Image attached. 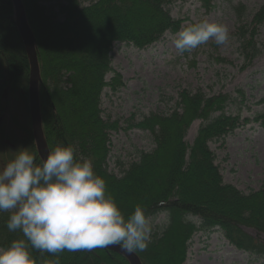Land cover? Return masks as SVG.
I'll use <instances>...</instances> for the list:
<instances>
[{
	"label": "trees",
	"instance_id": "trees-1",
	"mask_svg": "<svg viewBox=\"0 0 264 264\" xmlns=\"http://www.w3.org/2000/svg\"><path fill=\"white\" fill-rule=\"evenodd\" d=\"M178 1L97 0L82 6L80 0H21L35 39L44 139L49 153L56 146L72 145L77 158L91 159L96 174L106 181V194L115 199L125 216L138 205L150 218L166 215V226L151 235L147 249L134 252L141 264H184L193 235L213 229L220 230L238 251L264 259V240L245 231L264 235V185L245 195L224 184L209 148L210 142L220 141L248 123H242L239 115L224 113L233 102L231 96L181 91L178 108L170 115L154 114L132 126L152 135L153 151L140 154L139 161L120 178L106 169L110 132L118 127L101 118V95L105 88L115 92L122 87L118 74L106 81L112 72V46L124 43L142 50L167 32L176 34L183 22L171 18L166 8ZM197 1L206 14L214 8L215 0ZM232 12L234 37L245 69L262 53L259 29L264 25V5L251 16L243 4L233 6ZM29 75L13 2L0 0V167L6 152L11 151L4 123H17L9 101L26 114L27 130L20 131L29 137L26 143H31L29 151L35 154V162H42L31 132ZM259 105L264 107V97ZM196 120L205 124L188 144L185 137ZM8 218V212H0V248L23 238L20 230L7 229ZM189 219H196L199 226ZM32 256L35 264H50L56 259L59 264H129L122 255L101 247L65 250L57 255L32 250Z\"/></svg>",
	"mask_w": 264,
	"mask_h": 264
},
{
	"label": "rangeland",
	"instance_id": "rangeland-1",
	"mask_svg": "<svg viewBox=\"0 0 264 264\" xmlns=\"http://www.w3.org/2000/svg\"><path fill=\"white\" fill-rule=\"evenodd\" d=\"M96 1L80 0L82 6ZM238 4H243L251 16L264 5V0H215L214 8L207 14L197 0H181L166 8L171 18L183 22L182 28L204 19L227 25L230 40L223 46L209 40L180 56L174 47L175 34L169 32L142 50L124 43L113 44L110 54L112 72L107 74L106 81L118 74L122 87L115 92L105 88L100 103L101 118L116 123L118 127L109 136L108 173L122 177L131 164L139 161L140 154L150 153L155 148L152 135L133 125L154 114L170 115L178 108L181 91H201L206 96H231L233 102L224 113L239 115L242 123L248 120L231 135L209 143L223 183L245 195L258 191L264 185V117H259L264 115V107L259 105L264 97V25L259 29L262 53L243 69L234 37L236 22L232 12V7ZM8 103L13 107L11 114L17 123L9 120L4 123L11 151L2 157L4 162L1 165L13 159L17 150L31 149V143H26L28 135L22 132L28 127L26 114L14 101ZM204 124L201 120L192 123L185 137L188 144H192ZM166 219L162 214L151 218L152 234L166 226ZM189 220L199 226L196 219ZM245 231L258 240H264V235L252 229ZM184 264H264V259L238 251L225 240L220 230L213 229L193 235Z\"/></svg>",
	"mask_w": 264,
	"mask_h": 264
},
{
	"label": "clouds",
	"instance_id": "clouds-1",
	"mask_svg": "<svg viewBox=\"0 0 264 264\" xmlns=\"http://www.w3.org/2000/svg\"><path fill=\"white\" fill-rule=\"evenodd\" d=\"M209 40L226 45L227 25L207 19L189 24L175 34L174 47L183 56ZM35 159L21 148L0 167V212L9 213L10 232L23 233L0 248V264H35L32 250L57 255L109 246L127 253L147 249L152 223L146 209L138 205L125 216L91 159L77 158L72 145L56 146L40 164Z\"/></svg>",
	"mask_w": 264,
	"mask_h": 264
},
{
	"label": "water",
	"instance_id": "water-1",
	"mask_svg": "<svg viewBox=\"0 0 264 264\" xmlns=\"http://www.w3.org/2000/svg\"><path fill=\"white\" fill-rule=\"evenodd\" d=\"M15 9V23L22 39L25 51L28 56L30 65L29 88H28V111L31 125L32 137L37 151V155L41 157L47 156L49 153L47 144L44 139L41 113L39 104L38 86L40 81L39 67L37 61V54L35 50V39L28 26L25 11L21 0H12ZM103 250L111 251L122 255L127 259L129 264H141L139 258L134 253H127L119 246L101 247Z\"/></svg>",
	"mask_w": 264,
	"mask_h": 264
},
{
	"label": "bare ground",
	"instance_id": "bare-ground-1",
	"mask_svg": "<svg viewBox=\"0 0 264 264\" xmlns=\"http://www.w3.org/2000/svg\"><path fill=\"white\" fill-rule=\"evenodd\" d=\"M111 252V251H110Z\"/></svg>",
	"mask_w": 264,
	"mask_h": 264
}]
</instances>
